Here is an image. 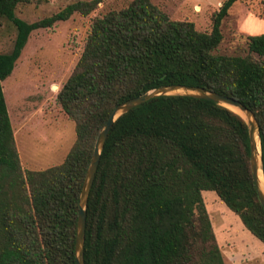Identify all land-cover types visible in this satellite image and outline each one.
Here are the masks:
<instances>
[{
	"label": "trees",
	"instance_id": "1",
	"mask_svg": "<svg viewBox=\"0 0 264 264\" xmlns=\"http://www.w3.org/2000/svg\"><path fill=\"white\" fill-rule=\"evenodd\" d=\"M31 1L0 0V16L16 28L11 50L0 52V264H76L78 200L97 134L117 104L157 86H198L241 101L258 122L264 176V33L245 35V55L216 52L222 19L237 0L222 1L209 31L171 19L150 0L94 16L56 94L75 139L61 162L24 168L1 81L31 31L87 15L101 0H76L35 21L18 17L16 7ZM203 191H213L264 243L245 119L190 95L134 106L113 122L100 153L83 263L225 264Z\"/></svg>",
	"mask_w": 264,
	"mask_h": 264
},
{
	"label": "rangeland",
	"instance_id": "2",
	"mask_svg": "<svg viewBox=\"0 0 264 264\" xmlns=\"http://www.w3.org/2000/svg\"><path fill=\"white\" fill-rule=\"evenodd\" d=\"M73 1L76 0H32L18 5L15 12L22 19L35 21ZM130 1L101 0L87 15L75 12L66 20L29 34L12 72L1 81L24 168H46L65 157L75 139L74 122L61 111L57 91L75 67L92 18L122 8ZM150 1L171 19L189 20L198 30L209 31L212 13L223 0ZM255 13L264 14V0L235 1L222 19V40L216 52L245 55L248 52L245 35L264 33V16L259 18ZM15 35L13 23L0 16V52L11 50ZM202 193L227 263H250V254L260 247L248 237L237 218L223 208L213 191Z\"/></svg>",
	"mask_w": 264,
	"mask_h": 264
},
{
	"label": "water",
	"instance_id": "3",
	"mask_svg": "<svg viewBox=\"0 0 264 264\" xmlns=\"http://www.w3.org/2000/svg\"><path fill=\"white\" fill-rule=\"evenodd\" d=\"M168 94L190 95V96L205 98L215 101L216 103L226 106L230 109H232L231 107H234L237 108L239 111L243 112L244 119L248 127L251 171L257 191V196L264 210V190L262 189L260 175H259V173H261L264 184L261 149H260L259 126L254 113L238 99L229 95L221 94L216 91L205 89L203 87L182 85V84L160 85L140 95H137L135 97H132L117 104L114 110L112 111V113L110 114V116L105 121L103 127L99 130L97 134L93 147V153L86 170V175L82 183V187L79 194V200H78L79 207H78V219H77L76 240H75L76 264H84L83 241H84V230H85V208H86L87 196L98 166L103 144L105 142V139L108 135V132L113 122L121 114L125 113L134 106L139 105L140 103H143L144 101L152 97L159 95H168Z\"/></svg>",
	"mask_w": 264,
	"mask_h": 264
},
{
	"label": "crops",
	"instance_id": "4",
	"mask_svg": "<svg viewBox=\"0 0 264 264\" xmlns=\"http://www.w3.org/2000/svg\"><path fill=\"white\" fill-rule=\"evenodd\" d=\"M13 134H14V139H15V130H14V128H13ZM15 143H16V139H15ZM17 146V145H16ZM17 150H18V152H19V149H18V147H17ZM204 192V191H203ZM220 203L222 204L223 202L220 200ZM224 204V203H223ZM223 206V208H225L226 210H228L234 217H236L237 218V220L239 221V223L243 226V228L245 229V231H246V234L248 235V237L249 238H251L252 240H254L256 243H257V245L260 247V250L259 251H257V252H252L251 254H250V263H248V264H263L262 263V261H263V257H264V243L262 242V241H260L258 238H256L244 225H243V223L241 222V220L239 219V217L234 213V212H232L225 204L224 205H222ZM209 213V212H208ZM209 217H210V219H211V222H212V226H213V231H214V234H215V237H216V240H217V243H218V245L220 246V249H221V251H222V254H223V258H224V261H225V264H229V263H227V261H226V255H224V252H223V250H222V247H221V245L219 244V241H218V239H217V235H216V232H215V227H214V223H213V220H212V218H211V215L209 214ZM260 241V242H259ZM243 245H240L239 246V249L240 250H243ZM240 262V261H239ZM231 264H233V263H231Z\"/></svg>",
	"mask_w": 264,
	"mask_h": 264
},
{
	"label": "bare ground",
	"instance_id": "5",
	"mask_svg": "<svg viewBox=\"0 0 264 264\" xmlns=\"http://www.w3.org/2000/svg\"><path fill=\"white\" fill-rule=\"evenodd\" d=\"M196 9H198V7H196ZM54 87H56V86H54ZM231 108L233 110H235L237 113H239L244 118L243 112L239 111L237 108H234V107H231ZM259 175H260V180H261V186H262V189L264 190V184H263L261 173H259Z\"/></svg>",
	"mask_w": 264,
	"mask_h": 264
}]
</instances>
